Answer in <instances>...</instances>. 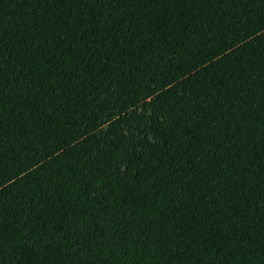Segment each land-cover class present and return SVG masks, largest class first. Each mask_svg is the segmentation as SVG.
<instances>
[{
    "label": "trees",
    "instance_id": "obj_1",
    "mask_svg": "<svg viewBox=\"0 0 264 264\" xmlns=\"http://www.w3.org/2000/svg\"><path fill=\"white\" fill-rule=\"evenodd\" d=\"M0 264H264V0H0Z\"/></svg>",
    "mask_w": 264,
    "mask_h": 264
}]
</instances>
